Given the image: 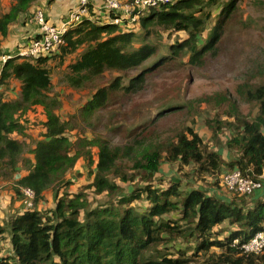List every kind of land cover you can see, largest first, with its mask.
Segmentation results:
<instances>
[{
	"label": "trees",
	"instance_id": "16d2710c",
	"mask_svg": "<svg viewBox=\"0 0 264 264\" xmlns=\"http://www.w3.org/2000/svg\"><path fill=\"white\" fill-rule=\"evenodd\" d=\"M34 1L12 0L8 12L0 15V36H6L8 25L26 12ZM218 1L173 0L159 9L151 8L140 17L144 37L156 33L157 28L185 31V39L176 40L168 46L170 53L179 58L188 56V63L195 67L203 66L207 58L216 57V45L223 40L227 21L236 16L235 12L238 13L237 0L223 2L221 14L225 19L219 18L202 41L200 35L210 18V9ZM117 30L116 25L100 26L85 21L67 30L63 36L62 56L75 53L79 47L87 45L79 57L68 65L63 82L72 89L82 90L88 82H98L107 70L126 72L141 68L126 85L121 82L122 76L115 77L108 85L98 84L92 99L80 111L83 121L91 117L94 109L104 106L110 93L116 95L121 89L127 96L142 90L148 74L173 57L163 56L152 66H145L156 55V46L145 41L137 46L136 33ZM49 56L35 60L11 56L5 60L0 72V87L6 85L10 78L21 83L19 97L15 100H4L0 91V174L9 176L22 164L28 173L14 182V191L21 195V188L29 187L35 193L33 210L13 215L0 225V236L8 234L12 248V254L1 257L0 264L264 262V249L261 255H245L237 244L232 245L234 240L246 242L255 233L264 230L263 199L254 198L252 193L246 195L249 196L246 202L243 199L226 201L198 188L182 191L178 182L167 188L153 187L150 183L162 161L176 162L181 167L194 165L195 172L200 176L218 175L222 166H226L251 178L264 179V64L257 65L246 82L237 86L238 94L253 102L257 109L252 118H249L252 112H242L235 97L228 92H216L194 100L198 104L213 102L217 107L226 105L221 114L205 119L209 141H204L193 127L186 124L152 130L153 124L167 114L182 112L185 105L180 104L160 109L149 122V132L147 125H143L127 143L113 145L97 137H79L70 141L65 135L69 127L56 113L60 101L55 93H51L52 85L46 68ZM255 76H261L262 82L253 84ZM163 103H170L167 97H164ZM34 105L44 107L46 132L42 139L34 141L32 163L30 159L22 158L26 144L12 134H23L25 124L20 122L21 116ZM190 122L193 125L194 120ZM224 130L230 135L225 141L222 139ZM93 147L98 149L95 162L91 151ZM225 150L234 152L237 157L225 161L221 154ZM80 157L87 159L92 181L72 196L67 191L60 192L69 186L65 176ZM125 162H131V167L125 168ZM136 176H140L145 186L137 192L132 190L130 195H123V185L119 183L132 182ZM217 185L221 186L220 181ZM48 189L55 195L54 207L40 211L36 205ZM86 189H91L94 195L104 194L108 199L91 207L84 191ZM141 199L148 203L144 211L131 205ZM172 212H179L180 218L169 220L164 217ZM226 221L234 229H230L223 240L212 238L213 229ZM179 238L195 242L194 252H202L203 260L196 262L193 255L188 256L184 251H179L177 256L168 254L163 244ZM213 247L222 251L212 252Z\"/></svg>",
	"mask_w": 264,
	"mask_h": 264
},
{
	"label": "rangeland",
	"instance_id": "374dc122",
	"mask_svg": "<svg viewBox=\"0 0 264 264\" xmlns=\"http://www.w3.org/2000/svg\"><path fill=\"white\" fill-rule=\"evenodd\" d=\"M225 1L227 0H219L210 9V18L200 35L202 41L206 39L208 32L219 18L225 19L224 15L221 14L223 9L222 3ZM236 3L238 13L235 12L236 16L232 20L227 21V28L223 35V40L216 45V57L207 58L206 63L200 67L190 65L188 63V56L184 58L173 56L168 49V46L174 43V41H182L187 37L185 31H166L157 28L156 33L153 32L149 36L144 37V31L140 28L138 34H135L137 37V43L135 45L138 46L145 41L153 43L157 48L156 55L150 61L146 62L144 64L145 66H152L163 56H173L172 59L165 65L154 68L148 74L144 88L137 93L126 96L121 89L118 90L116 95L110 93L104 106L94 109L91 117L87 121H83L80 116V111L92 99L98 84L100 86L108 85L115 77L122 76L121 82L123 85H126L129 78L139 72L141 68L126 72L107 70L98 82H88L86 88L76 90L71 87L68 88L64 84L63 81L67 72H63L60 68L61 65L49 64L48 71L53 82V90L60 101L56 113L59 115L61 121L68 123L69 127L65 135L70 141H76L79 137H87L88 139L97 137L113 145H123L132 138L134 132L141 126L147 125V132H149L151 128L149 122L156 116L160 109L166 105L176 107L183 104L185 108L182 112L177 111L175 114H167L164 118L153 124L152 130L168 129L172 125L179 127L186 124L193 127L204 141H209L210 133L205 127V119L214 117L216 113L221 114L222 109H225L226 105L217 107L213 102L202 101L198 104L194 100L204 95L222 91L228 92L236 98V101H238L237 104L244 114L252 112L249 118L256 115L257 109L253 102H248L243 99L237 92V86L240 83L246 82L247 77L255 71L257 65L264 64V0H237ZM86 47L87 45H85ZM78 54L75 52L74 54H68L67 57L73 55L71 61H74ZM252 82L253 84L261 83V76H255ZM164 97H167L170 103L164 104ZM38 107L42 108V112L46 117L44 107L34 105L21 118L25 119L30 115L37 118L41 114L40 110L38 111ZM192 119L194 120L193 125L190 122ZM229 136L227 130H224L222 133L223 141L227 140ZM26 138L30 140L29 138L32 137L27 136ZM39 139H42V137ZM92 150V157L95 162L97 161L98 149L93 147L91 148ZM225 153V161L227 162L235 157L232 151L225 150ZM131 165V162H125L124 167L129 168ZM94 167L93 165L92 170ZM224 168L227 167L222 166V169ZM222 169L218 175L200 176L195 172L194 165L181 167L176 162L170 163L162 161L159 171L154 174L150 183L153 187L167 188L173 182H178L179 189L182 191L198 188L207 192L215 189L213 191L226 201L230 199L241 201L243 199L246 202L249 200V196L246 195L236 196L223 187L221 182V186L217 185L219 184L220 176L228 172L226 171L228 169L225 171H222ZM90 170L91 168L88 166L87 160L82 163H76L70 170L71 173L65 176L66 181H69V186L64 187L60 192L67 191L72 196L76 192L81 191L93 179L89 175ZM0 178L6 179L7 176L0 174ZM119 185H123V195H130L132 190L136 192L141 190L145 186V182L140 181V176H136L132 182H126L125 184L119 183ZM262 188L257 191H261L259 198L264 200V185ZM84 191L88 196L91 207L103 204L108 199L104 194L94 195L91 189ZM257 191L254 195L257 194ZM38 204L36 205L37 208ZM146 204L148 203L141 199L132 202L131 205L135 206L139 211H144L148 207ZM47 207V205L41 203L38 210L45 211L49 209ZM164 217L173 220L174 218H180V214L179 212H172L164 215ZM224 224H221L219 228L216 226L213 229L212 238L217 237L223 240L228 235L231 227L227 225V221ZM163 246L168 251L167 253L173 256H177L179 251H184L188 256L193 255L194 261L196 262H200L204 258L202 252H194L196 243L191 240L185 242L179 238L166 245L163 244ZM163 246L161 245V248H164ZM211 251L220 253L222 250L213 247ZM257 264H264V262Z\"/></svg>",
	"mask_w": 264,
	"mask_h": 264
},
{
	"label": "crops",
	"instance_id": "0c3cea01",
	"mask_svg": "<svg viewBox=\"0 0 264 264\" xmlns=\"http://www.w3.org/2000/svg\"><path fill=\"white\" fill-rule=\"evenodd\" d=\"M103 0H91L92 4L96 7H99L102 4ZM12 0H0V15L3 13L8 12L10 6H11ZM74 6L73 0H35L31 6L28 8V10L18 16V18L8 25V30L6 36H0V72L1 68L3 66V63L5 60L4 57L7 56H14L18 47L24 45L27 41H29L31 38H33L38 31V27L34 22V13L36 10L41 9L45 13L46 20L54 25H61L63 22V19H65L67 13L69 10ZM117 32H126L125 30H128L129 27H123L118 28ZM139 32V31H138ZM138 32L136 34H138ZM62 47V46H61ZM61 47L57 48L50 57L47 58L46 62V68H49V64L55 65L58 64V66L61 65V69L64 73L68 71V65L73 61H71L73 55L70 57H67V55L62 56L61 54ZM85 49V45H82L79 47L76 51V53H79L76 57H79L81 52ZM74 54V53H73ZM70 55V54H69ZM53 56V57H52ZM28 59V58H26ZM35 60V59H30ZM51 81V88L52 93H54L53 90V82ZM20 87L21 83L15 78H10L8 83L6 85H2L0 87V91L3 93L4 100H15L19 97L20 94ZM69 88V87H68ZM61 90V88H60ZM40 110L41 114L34 118L33 115H30L27 118L20 119V122L25 124V130L23 134L16 135L12 134L14 138H17L20 141H23L25 145V151L22 155V158L30 159L31 162H34V153L32 149L34 148V141L39 138H43L44 134L46 132V128L44 126V122L46 121V117L42 112V108L38 107V111ZM31 136L32 138L25 137ZM27 142H26V141ZM93 152V150H92ZM222 157L226 159L225 157V151H222ZM237 155L235 156V158ZM85 157H80L76 163H82L85 160ZM228 168L222 169V171H225ZM229 170V169H228ZM28 173L27 168L24 167L22 164L18 165V168L14 173H11L9 176H7L6 179L0 178V225H3L5 221L13 215L20 214L22 212V204L20 201V196L17 195L14 191V182L18 179H20L22 176H25ZM71 172L68 171L66 176L69 175ZM215 190V189H213ZM213 190H209L206 192V194H215L217 195ZM261 191H257V194L254 195V198H259ZM42 199L39 201L40 204H38V209L43 203L44 205H47L49 209L54 207V193L51 189L45 190L42 194ZM223 225H225L223 223ZM221 226V225H220ZM218 226V227H220ZM234 229V227H231V230ZM12 254V248L11 243L9 239V235L2 234L0 238V255L2 257L9 256Z\"/></svg>",
	"mask_w": 264,
	"mask_h": 264
},
{
	"label": "built area",
	"instance_id": "2783aa9c",
	"mask_svg": "<svg viewBox=\"0 0 264 264\" xmlns=\"http://www.w3.org/2000/svg\"><path fill=\"white\" fill-rule=\"evenodd\" d=\"M74 6L69 10L61 25H54L46 20L43 10L34 13V22L38 27L37 34L18 47L14 56L37 59L51 55L57 48L65 44L64 34L67 30L88 21L96 25H116L118 28L129 27L126 32L137 33L140 30V17L151 8H161L172 3L173 0H103L99 7L91 0H73ZM11 56L4 57L6 60ZM263 176V175H262ZM264 179L251 178L243 175L239 170H230L220 176L223 187L238 195H250L261 189ZM22 211L33 210L35 207V193L29 187L21 188ZM245 255L262 253L264 249V230L255 233L246 242L234 240L232 245ZM1 262V255H0Z\"/></svg>",
	"mask_w": 264,
	"mask_h": 264
}]
</instances>
